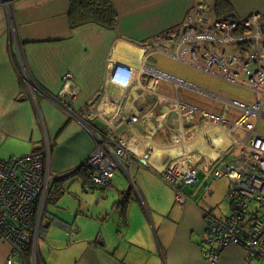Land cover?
I'll return each mask as SVG.
<instances>
[{"label":"crops","instance_id":"1","mask_svg":"<svg viewBox=\"0 0 264 264\" xmlns=\"http://www.w3.org/2000/svg\"><path fill=\"white\" fill-rule=\"evenodd\" d=\"M73 1L19 0L10 7L0 4V160L22 157L47 148L51 155V174L55 178L62 177L60 179L64 180L73 170L83 167L96 147L94 136L75 119V115L69 116L67 111L44 95L46 93L61 97L64 96L62 94H75L76 110L89 109L95 113L87 122L106 133L117 128L121 114L129 108H145L144 114L147 118L142 116V121L129 130L132 137L127 135L129 131L122 137L127 150L138 162L136 166L148 168L140 171L137 179L141 180L144 175L155 176L151 168L145 164L141 165L142 157L147 153L152 154L156 147L169 146L178 152L185 141H182V137L175 140V135H169L167 131L158 132L161 124L165 122L164 119L170 121V115L167 114L170 109L166 113V102L156 101L151 95L153 85L155 92L165 97H168L170 92L162 95L159 85H162L164 90L165 87L175 89L171 92L176 91L175 94L184 104V109L195 110L193 123L196 129L190 128L191 132L194 133L193 137L198 135L200 142L207 143L205 139L202 141L204 137L211 140L212 158H222L230 162L240 156V149L236 148V145L244 133L238 121L244 113L236 108L220 106L218 96L235 100L228 98L221 90L173 75L158 64L157 59L164 57L202 74L230 82L223 77L226 74L218 68L212 69L214 72H207L192 66V60L188 62L186 56L190 55L193 59V54L185 50L186 46L177 47L174 43V36L183 32L187 18L194 14V9L201 0H112L118 21L114 30L97 21V13L91 11L94 17L90 18L88 9L73 4ZM230 1L237 17L245 18L259 13L264 19V0ZM164 35H170V39H173V51H169L171 55L156 50V43L166 38ZM176 54L179 56L176 57ZM111 58L120 62L131 60V67L135 71L133 85L121 99L105 93L106 82L114 69V61H110ZM198 63L204 66L201 55H198ZM142 65L151 71L164 73L182 83L209 92L210 95L198 97L194 89L183 84L176 86L173 83L172 87V82L142 71ZM235 69L236 67H233L230 70L236 72ZM69 73L73 78L65 81L64 76ZM236 73V83H230L245 85L243 87L248 88L246 86L251 84L239 81L240 75ZM254 98L257 99L256 96ZM235 102L249 106L254 104ZM147 108L154 113L152 124L148 123L152 118ZM231 110L242 114L238 120L228 118L227 113ZM183 118H186V114ZM263 119L264 103L263 115L256 123L257 131ZM96 120L101 125L104 124L105 128L96 126ZM207 121H217L221 126L209 132L208 127H204ZM239 130L242 131L241 136L236 135ZM162 133L168 136V140L161 136ZM131 146L143 148L144 152L140 153ZM133 167L125 165L122 170L135 185L131 174L126 171V168ZM113 187L112 180L108 187L102 188V192L105 193ZM140 195L147 210L140 211L139 206L133 208L129 201L120 218L125 219L126 230L138 250L122 251L121 246L117 244V240L122 236L120 228L109 230V242L106 234L98 232L97 229L92 230L96 220L86 223L85 227L83 224L75 227L74 224L70 225L63 220L64 218L54 215L48 217L49 221L43 225L45 241L39 245L42 260L45 264H143V257L139 252L144 250L151 253V260L148 262L150 264H207L202 251L206 223L200 209L203 206L200 199L186 195L188 200L181 203V211L170 213L175 219L172 221L148 209L153 200L149 196L146 202L141 193ZM120 196L116 208H120L123 199L127 200L126 196ZM68 229L76 230L71 242L68 241ZM158 249L161 258L157 257ZM12 250L10 244L0 240V264H8ZM154 257L156 259L152 260ZM25 258L27 263L31 262L30 253H27ZM24 262L23 257L14 260V264ZM220 264L264 263L250 262L242 248L229 246L223 252Z\"/></svg>","mask_w":264,"mask_h":264},{"label":"built area","instance_id":"2","mask_svg":"<svg viewBox=\"0 0 264 264\" xmlns=\"http://www.w3.org/2000/svg\"><path fill=\"white\" fill-rule=\"evenodd\" d=\"M15 1L2 0L6 7ZM213 6V0H201L184 25L185 36L174 43L177 47L186 46L185 50L193 54L192 66L207 72H214L212 69L218 68L230 82L236 83L238 78L231 68L240 66L245 74L251 75L252 69L259 67L256 77L251 78L252 84L246 86L256 94L253 105L218 96L220 106L236 108L244 113L238 121L244 133L236 145L240 149V156L230 162L212 158L213 147L204 137L210 145L207 151H186L181 148V155L169 161L163 169H155L147 163L148 153L142 160L177 192L180 203L188 200L183 193L184 187L207 190L210 179L227 177L230 213L217 217L213 206L204 203L205 206L201 208L206 223L203 257L207 264H219V249L234 245L244 249L250 262L264 263V135L256 130V123L263 115L264 103V19L258 14L239 18V23L215 19ZM241 29H244L243 33L239 32ZM172 45L173 39L164 38L156 43V50L171 55L169 51ZM202 48L206 51L203 55ZM198 55L202 56L204 66L198 63ZM110 61H114V69L106 82L105 93L121 99L133 85L135 71L131 67V60L120 62L111 58ZM72 78L71 73L64 76L65 81ZM44 95L67 111L69 116L75 115V119L96 140V147L84 165L89 173L87 189L108 187L118 168L136 165L137 160L127 150L122 135L139 124L143 117L147 118L145 108H129L121 114L117 128L106 133L87 122L95 113L89 109L76 110L75 94H62L64 96L61 97ZM50 160L47 148L22 157L0 160V240L13 248L8 264H14L17 257H23L24 264H45L39 245L45 234L43 225L49 221L46 205L56 183V178L51 174ZM199 190L193 196L198 197ZM201 201H205L203 196ZM254 204L259 209H254ZM68 230L71 237L76 235L75 229ZM26 253H30V263L26 262Z\"/></svg>","mask_w":264,"mask_h":264},{"label":"rangeland","instance_id":"3","mask_svg":"<svg viewBox=\"0 0 264 264\" xmlns=\"http://www.w3.org/2000/svg\"><path fill=\"white\" fill-rule=\"evenodd\" d=\"M18 1L19 0H16L15 3ZM0 4L1 6H5L2 0ZM196 7L194 9V13ZM257 14L260 17H262L261 14L259 13ZM187 23H188V18L185 24ZM164 36L170 39V35H164ZM184 36L185 33L183 26V32L179 33L177 36L174 37L177 41H179ZM222 47L224 48V46ZM210 49L211 47L208 50ZM201 50H202V55L206 53V51L203 48ZM171 51H173V49ZM157 60L159 66L166 69L167 72L173 75L185 77V79L191 80L192 82L201 83V84L203 83L209 86L210 88L221 90V92L230 99L248 104H253L255 101L254 98L255 94L250 88H245L240 85H236L227 81L213 78L207 74H202L193 68H189L184 64L175 63L170 60H167L164 57L158 58ZM186 60L188 62H191L192 60L193 62V59L190 55L186 56ZM200 63L202 64L201 61ZM235 70L240 75L239 81L247 85L252 84L249 75L243 73V70L240 66L236 67ZM170 85L174 87L173 83H171ZM161 86L159 85V90L161 91L160 93L162 95H166L167 93L171 92V90H175V89H169L167 87H165L164 90L163 87ZM241 115H242L241 113L234 112L233 110L228 111L227 113L228 118L233 121L238 120V118ZM95 122H96L95 124L96 126L100 128H105L104 124L101 125L98 122V120H96ZM167 127L168 126H165L164 131H167V134L170 135V130L172 129H169L170 127L168 128ZM258 130L260 131L259 132L260 134L264 135V133H262L264 132V119L260 122ZM236 135L241 136L242 131L239 130V132H237ZM161 136L164 137L165 140H168V136L165 133H162ZM202 141H204V138H202ZM208 141L210 142L211 140L209 139ZM198 142H200V139L198 140ZM149 154L151 153H148V155ZM136 164H138V162ZM140 167L135 165L132 169L126 168V171L131 174L133 178V183L135 185L132 184L131 179H129L126 172L122 170L123 168H118L115 173V178L113 179L114 187L112 189L107 190V192L105 193H103L102 189L100 188L94 190H87L86 189L87 186L85 185L86 178L83 177L82 175H79L78 173L64 179L63 182L59 180L61 181V183L56 181L52 189V193L50 195L49 201L46 205V216L47 217H53L54 215L60 216L62 219L64 218L63 220L68 222L70 225L74 224L75 227L77 226L80 227L82 226V224L85 227L86 223H90L93 220H96V222H94V226L92 230L97 229L98 232L106 234L108 241L110 240L109 230L111 229L116 230L120 228L122 230V236L117 240V244L121 246L122 251L138 250L139 249L138 246L134 244V242L131 240V236L126 230L125 219H120L121 212L127 207L129 201H131V205L133 208L138 206L141 207L140 208L141 211L142 209L145 210L146 207L140 193L142 194L146 202L148 201L150 196L151 199L153 200V203L152 206L150 205V207L148 206L147 208L148 209L150 208V210H152L153 212L155 211L161 216H166V218L172 221H175V219L173 215H170V213H175V211L180 212L182 207V204L178 202L176 199L177 192L168 184H166L162 180V178L152 169L149 168L151 171H153V174L157 178L153 175H144L142 176L141 180L137 179V174L140 171H145L148 169L145 166H140ZM61 189H64L65 191L61 196H59L60 194L58 193ZM199 189L200 188L187 186V188L184 189L183 193L190 197L193 195V191L194 194H196ZM228 189H229V180L227 177L224 176L222 178L210 179L207 182L206 191L199 190L201 197L203 196V198L206 200L204 201V203L210 204L216 209L215 212L217 217H222L230 213V202L227 198ZM120 195L126 196L125 198H127V200L123 199L120 208H116L115 206L119 204V201L121 199ZM253 207L254 209H259V206L256 204H254ZM201 208L202 206L200 207V209ZM115 209H119L120 211H113ZM68 237H69L68 241L71 242L73 237H71V235H69ZM44 238L45 237L40 239L41 243L45 241ZM204 238L206 239V236H204ZM109 242H111V240ZM54 244L59 245L56 244L55 242ZM141 251L139 252V254H141L143 257V264H150L148 262L149 260H151V253L149 251H144V250ZM157 254H158L157 257L161 258L159 249ZM155 259L156 258L154 257V259L152 260Z\"/></svg>","mask_w":264,"mask_h":264},{"label":"bare ground","instance_id":"4","mask_svg":"<svg viewBox=\"0 0 264 264\" xmlns=\"http://www.w3.org/2000/svg\"><path fill=\"white\" fill-rule=\"evenodd\" d=\"M140 69L144 72L151 73L155 77L161 78V79L166 80V81H170V82L174 83L176 86L183 84L184 86H186L188 88H192V89H194V91L196 92L198 97H200L201 95H204V94L207 96L210 95L209 92L201 91L200 89H197V88L190 86L186 83H182L181 81L176 80L174 78H171L170 76H168L164 73L157 72V71H151V70L147 69V67L145 65H142L140 67ZM151 82H153V81H151ZM154 87H155V85L152 86V90L150 91L151 95L154 98H156V101L158 100L161 103L166 102V106L164 107V105H163L166 113L168 112L167 110L170 109L169 113H167L170 115V121H168L167 118L164 119L165 122H163L161 124V126L158 129V132L161 133L164 130L165 126L169 127V125H170V129H172V130H170V135H175V136H173V138H175V140L182 137V141H185V142L183 143V145H181L179 147L180 149H178V152H177V150L176 151L173 150V148H169V146L167 148L156 147V150L152 154H149L147 156V158H146L147 163L149 165H151L152 167H154L155 169H163L167 165V163L169 162V160L171 158H175V157H178L181 155V152H182L181 148L182 147L186 151H188V150L194 151L196 149H198L200 151L203 150L204 152L207 151L210 148V145L205 143V142H198V135L193 137L194 133H192L191 129H190V128L196 129V127L193 123V121L195 119V113H194L195 110L193 108L192 109L191 108L190 109L185 108L186 109L185 110L184 104L178 100V97L175 94V92H170L168 94V97H165V96H161L160 94L155 92ZM147 111L149 112L150 117L152 118L154 113L148 108H147ZM184 113L186 114L185 119L183 118L185 115ZM154 119L155 118L150 119L148 121V123L151 122V124H152L153 123L152 120H154ZM215 125H217V126H215ZM219 126H221V124H219V122H217V121L216 122L207 121L206 125L204 127H206V128L208 127L207 131H209V130L217 129ZM127 133H128L127 135L129 137H132V136H130L131 135L130 131ZM176 136H178V137H176ZM131 148L140 152V153L144 152L143 148L139 149V148H135L134 146H131Z\"/></svg>","mask_w":264,"mask_h":264},{"label":"trees","instance_id":"5","mask_svg":"<svg viewBox=\"0 0 264 264\" xmlns=\"http://www.w3.org/2000/svg\"><path fill=\"white\" fill-rule=\"evenodd\" d=\"M215 2V15L219 18V19H225L228 21H236L237 23H239V17H237L234 14V8L233 5L231 3L230 0H214ZM73 4H78L80 7L84 8V9H88V16L90 18H93L94 16L91 15V11L93 13H97V17H95V19L97 21H101L102 25L108 29L114 30L117 26V14L115 15V9L112 3V0H74ZM240 33L244 32V29H241L239 31ZM238 33V32H236ZM79 174L82 175L83 177H87V180L85 181V183L87 184L89 181V173H87L86 167H79L75 170L72 171V173L69 174L68 177H71L75 174ZM61 180V179H60ZM62 182L64 180H61ZM61 181H58L61 183ZM187 187L183 188L184 189ZM202 190H206L205 188H202ZM64 189H61L59 191L58 194H60L59 196H61L64 193ZM193 195L194 191H193ZM197 198L200 199V203L203 205L202 207L205 206L204 202L201 201V195H199ZM205 200V199H204ZM206 201V200H205ZM206 240V239H205ZM234 246V245H231ZM229 247V246H228ZM203 248V252L206 248V243L204 242V247ZM227 247H221L219 249V256H220V261H221V257L223 252L225 251ZM244 250V249H243ZM220 264V262H219Z\"/></svg>","mask_w":264,"mask_h":264},{"label":"flooded vegetation","instance_id":"6","mask_svg":"<svg viewBox=\"0 0 264 264\" xmlns=\"http://www.w3.org/2000/svg\"><path fill=\"white\" fill-rule=\"evenodd\" d=\"M213 16H214V18L215 19H219L216 15H215V3H213ZM225 20V19H224ZM259 67H257V66H255L253 69H252V72H253V74H251V75H249L250 76V78H255L256 77V75H257V73L259 72ZM221 96V95H220Z\"/></svg>","mask_w":264,"mask_h":264},{"label":"water","instance_id":"7","mask_svg":"<svg viewBox=\"0 0 264 264\" xmlns=\"http://www.w3.org/2000/svg\"><path fill=\"white\" fill-rule=\"evenodd\" d=\"M142 163L145 164V161H143ZM60 178H62V177H60ZM60 178L58 177V178H56L55 180H56V181H59Z\"/></svg>","mask_w":264,"mask_h":264}]
</instances>
